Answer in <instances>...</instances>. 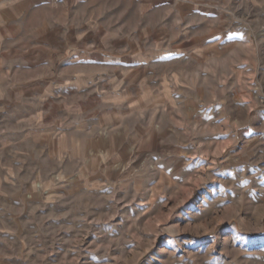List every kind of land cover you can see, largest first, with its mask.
<instances>
[{
    "label": "rangeland",
    "instance_id": "374dc122",
    "mask_svg": "<svg viewBox=\"0 0 264 264\" xmlns=\"http://www.w3.org/2000/svg\"><path fill=\"white\" fill-rule=\"evenodd\" d=\"M0 264H264V0H0Z\"/></svg>",
    "mask_w": 264,
    "mask_h": 264
}]
</instances>
